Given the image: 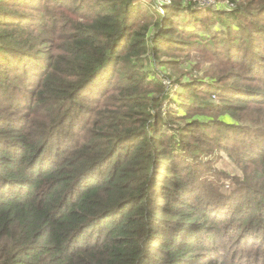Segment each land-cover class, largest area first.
Segmentation results:
<instances>
[{
  "label": "trees",
  "instance_id": "1",
  "mask_svg": "<svg viewBox=\"0 0 264 264\" xmlns=\"http://www.w3.org/2000/svg\"><path fill=\"white\" fill-rule=\"evenodd\" d=\"M50 1L64 6L68 0ZM135 1L95 0L87 5V13L78 9L86 23L62 46L47 53L42 47L22 52L20 44L35 40V46L45 47L48 42L54 46L51 41H39L34 32L46 28L48 21L22 16L19 10L10 12V25L0 20L4 30L0 40L7 38L16 18L31 29L25 40L11 36L4 41L8 52L0 49V100L9 109L0 113V264H209L212 252L223 250L217 247L223 238L235 245L230 234L233 226L244 238L255 236L253 243L259 252L255 251L253 262L264 264V147L254 151L260 161L256 164L257 210L252 211V206L241 210L240 205L232 213L233 207L211 208L212 197L206 191L194 198L189 195L196 185L182 172L188 174L191 169H185L180 153L173 152L177 147L195 152L196 145L190 146L186 139L197 138L196 131L203 125L225 140L232 126L241 124L233 115L249 112L250 107L259 112L264 108V97L236 95V88L223 91L213 85L212 94L219 95L221 101H202L192 95L197 86L188 83L190 89L185 86L174 98L170 91H164L163 99H169V105L149 103L159 81L156 76L137 77V72L148 58L152 61L165 50V44L180 41L166 43L169 32L175 29L167 15L162 20L165 23H156V35L145 32L143 25L153 16L142 15L143 19L132 25ZM175 6L184 7L179 1ZM68 10H72L70 6ZM4 12L6 7L1 6L0 15ZM230 12L233 23L241 14L255 23V16L264 13V0H246ZM260 26L264 30V21ZM248 40L255 53L264 51V39L263 43L256 37ZM149 48L152 55H148ZM258 59L264 61V53H259ZM118 61L133 67L127 71L128 83L121 87V97L111 104L112 109L109 105L105 111L90 109L93 103L104 107L99 97L112 85L98 80L106 70L104 79L112 82ZM251 91L264 95L260 90ZM142 92H147L145 99L138 97ZM81 110H85V121L79 120ZM213 111L222 118L215 121L209 115ZM170 119L176 123L170 125ZM223 130L225 135H221ZM241 130L242 134L255 132ZM66 131L68 138L54 146L51 140ZM201 134H205L202 143H212L211 136ZM248 144L244 146L247 154L251 152ZM221 146L227 149V145ZM236 147L243 152L241 142L237 141ZM184 196L196 203L191 206ZM254 200L247 196L248 202ZM214 219L217 225L224 219L228 225L224 223L221 235L208 233L211 244L205 246L201 237L216 228L211 225Z\"/></svg>",
  "mask_w": 264,
  "mask_h": 264
},
{
  "label": "rangeland",
  "instance_id": "2",
  "mask_svg": "<svg viewBox=\"0 0 264 264\" xmlns=\"http://www.w3.org/2000/svg\"><path fill=\"white\" fill-rule=\"evenodd\" d=\"M7 1L9 0L0 2V8L1 6L6 7L7 11L0 15V20L5 19L4 21H8L7 23L9 24L7 25H10L9 19L12 15L10 12L18 10L22 16H40L41 18L39 19L42 21H48L46 28L34 29V32L39 37V41H51L54 46H50L49 42L45 47L42 44L35 46L37 43L35 40L20 44L24 47V49L21 48L22 52L27 51L29 47L34 49H36L35 47H42V52L47 53L55 51L59 48V45L62 46L78 27L86 23L85 17L77 10L80 9L79 11L87 13V5L94 3L95 0H68L64 6L52 4L50 0H15V2L10 0V3L15 4L13 6H10L11 4ZM177 1L183 3L184 7H176L175 3ZM30 2L35 5H30ZM245 2L246 0H136L133 3L130 19L132 25H135L138 20H142L146 14L153 16V20L145 19L143 25H146L145 32H150L151 36L156 35V23H165L162 20L167 15L175 29L169 32V40L166 43L169 41H180L178 44H165L166 49H162L160 53L156 54L157 59L154 58L150 61L148 58L145 61V65L137 72V77L143 76L150 79L156 76V80L159 81V84L154 88L155 91L150 93L152 98L149 99V103L156 101L157 103H163L164 106L169 105V99H163L164 91H170L171 97L174 98L176 95L182 94L181 92L185 89V86L190 89L188 83L197 86L196 91L192 92V95L200 97V99H203L202 101L206 100L214 103L221 101L219 95L212 94L215 91L213 85L219 86V89L223 91L236 88L238 90L236 95L248 93L255 97H264V95H258L251 91L253 89L264 92V72L262 71L264 61L258 59L259 53H264V51L260 50V52L255 53L253 50L254 44L248 40L250 37H256L260 39L258 40L260 43H263L264 30H262L260 24L264 21V13L255 16V23L249 18H245L248 17L246 14L236 16L234 18L237 20L236 23L231 21L233 16L230 11H233L239 5L245 4ZM69 6L72 10H68ZM187 6H193L194 9L185 8ZM167 9L170 10L168 11ZM13 16L17 17L18 14ZM16 20L20 19L16 18L14 20V27L9 28L6 32L7 38L0 40V49L4 51H9L4 41H9L11 36L25 40V37L30 33L31 29L26 22L21 25L22 22ZM52 29H54V33H50ZM3 31L0 29V34ZM174 48L177 50H168ZM148 50V55H152V50L150 48ZM163 62L167 63L163 64ZM125 69H127L126 74L123 73ZM128 70L133 71L130 63L116 62L112 72V82H106L104 77L107 75V71L102 70L103 73L100 75L98 83L106 86L112 85L109 89L107 88L108 91L104 96L99 97L102 100L101 103L103 102L102 104L105 103V105L98 108L93 103L91 104L92 106L88 107L99 112L105 111L107 108L112 109L111 104L121 97V87L128 83L126 80L127 75H129L127 73ZM237 74L243 75V77L240 78ZM253 75H256L255 78H253ZM219 80L221 82H218ZM141 85H145V83L142 82ZM204 90H208L209 94L203 93ZM146 93L142 92L138 97L145 99ZM86 104L87 102L85 101ZM106 105L109 106L107 107ZM250 108L249 112L241 111L233 115V120L241 124L232 126V131L230 130L225 140H221L220 137L216 136L214 130L203 125L201 130L196 131L199 135L197 138L186 139L190 146L196 145L195 152L183 147H177L173 150L177 155L180 153L185 162V169H191V172H187L188 174L182 172L183 176L188 177L190 182L193 180L196 185V188L190 190L189 195L191 193L194 198L201 194L202 191L208 192L212 197L210 203L213 205H209L211 208L223 210L233 207L235 211L231 210L230 212L232 213L236 212L241 205L243 206L241 210H245L246 206H252V211L257 210L256 202L259 199V193L256 192L255 188L259 180L256 178V164H259L260 161L258 156H254V151L264 147V138L261 135L264 134L261 133L264 132L262 130L264 127V108L259 110V112L253 107ZM153 109L156 110L157 107ZM6 111H9V109L0 100V113ZM201 113H204V111H201ZM209 115L215 121L222 118L215 111L210 112ZM84 116L85 110H81L79 120L83 119L85 121ZM169 122L170 125L176 123L174 119H170ZM183 123H178L177 126L183 125ZM84 125L85 123H82V126ZM248 126H255L256 128H245ZM161 128L164 130L162 124ZM241 129H252L255 132L249 131V134H242ZM224 130L221 135H225ZM202 131L212 137L210 138L212 140L211 144L202 143L205 135L201 134ZM77 132L79 131L77 130ZM67 133L66 131L63 135L52 139L51 141L54 140V146L66 140L68 138ZM229 140L233 141L232 144L229 143ZM237 141H239V144L241 142L243 152H241L239 147H236ZM220 143L227 145V149L223 148L225 146H221ZM51 144L52 142H50ZM246 144L251 149L249 154H247L244 147ZM234 148L237 151L233 150ZM170 177H167L168 180ZM251 185L254 188H251ZM249 195L256 200L248 202L247 196ZM183 198L186 202L188 196ZM187 203H191L190 205L192 206V204L196 203V200L194 202L187 201ZM224 223L225 219L218 225L215 219L211 222V225H215L216 228L212 232L207 230L204 236L201 237L205 246L211 244L209 234L221 235V230L225 228V224L226 226L228 225V223ZM173 231L170 229L169 233H173ZM241 233L242 237H240ZM230 234L234 242H236L235 245H231L232 243H230L228 237L223 238L217 246H222L223 250L212 252L213 258L209 264H254V253L255 251L259 252L257 244L253 243L255 236L248 235L247 238H244L243 232H237L235 226L232 227ZM237 244L240 248L236 247ZM247 244L250 247H244ZM234 249L238 250L237 254ZM262 251L263 248L260 253ZM234 254L235 258L232 257ZM241 254L242 259L240 258ZM261 258L262 255L260 256ZM197 264H200V262H197Z\"/></svg>",
  "mask_w": 264,
  "mask_h": 264
}]
</instances>
